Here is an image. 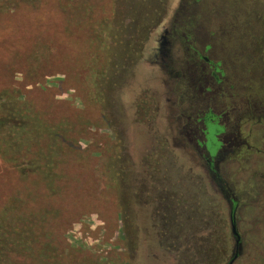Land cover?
I'll list each match as a JSON object with an SVG mask.
<instances>
[{
	"label": "rangeland",
	"instance_id": "obj_1",
	"mask_svg": "<svg viewBox=\"0 0 264 264\" xmlns=\"http://www.w3.org/2000/svg\"><path fill=\"white\" fill-rule=\"evenodd\" d=\"M74 1L34 0L32 9L19 0L3 1L2 11L10 13L0 16V90L18 95L15 120L27 126L33 116L36 126L43 125L29 129L39 136L29 143L36 171L22 178L0 162V260L226 263L234 246L229 205L200 168L190 142L176 139L167 112L179 99L181 112L190 113L196 94L188 77L202 74L191 64L200 55L206 69L218 66L222 72V90L209 91L218 105L211 108L230 110L233 120L237 107L245 139L235 158L225 157L220 166L238 204L241 252L234 264H264V0H152L148 17L156 11L150 23L157 26L147 33L137 61L117 68L115 92L104 101L98 96L103 103L95 97V83L105 61L99 43L104 20L112 19L113 9L125 13L119 23L136 41L133 27L149 18L143 19L146 11L134 0ZM165 32L177 78L161 67ZM39 40L46 49L40 59L45 71L26 58ZM6 101L10 107L3 115L12 119L15 102ZM60 121L70 140L58 144L48 134Z\"/></svg>",
	"mask_w": 264,
	"mask_h": 264
},
{
	"label": "trees",
	"instance_id": "obj_2",
	"mask_svg": "<svg viewBox=\"0 0 264 264\" xmlns=\"http://www.w3.org/2000/svg\"><path fill=\"white\" fill-rule=\"evenodd\" d=\"M3 1L4 0H0V16L4 14L7 15L8 13H10L9 10L2 11L1 8L4 7ZM19 1L22 2L24 6H29V9L33 8L34 0H19ZM76 1L77 0H75L74 2ZM133 2H134V5H136L135 7L137 8L142 7L141 11L147 12V13L145 12V14L143 15V16H146V17H143V19H148L149 18L148 14L150 13V11H153V8H152L153 1L152 0H134ZM75 7H80V5L77 4V6ZM113 10H114L113 12L114 14H113L112 19H110V21L104 20L103 26L105 27L104 28L105 31L102 32V41H101V38H99V43L104 46L103 48L105 52V61L103 62V70L100 73V75L97 77V80L95 83L96 85L95 97L99 99L100 102H102L101 99L99 98L100 96L103 97V101H104V99L107 100V97L109 95H112L113 92H115V89L117 86V82L115 80L116 74L118 72L117 68L118 67L120 68L121 65L129 61H132L134 57L136 58L140 56L142 49L144 47V40L146 39L147 33L150 32V30H152L151 27L153 28L156 23L155 21H152L150 23L151 21L150 18H152L153 16H156V13H157L156 11L153 12L152 16L147 21L137 20V23L135 24L136 21H134V19L138 17L131 19V22H134L135 24V28L133 27V30L135 29L134 31H137L138 33L137 40L133 41L131 39L132 36L129 35L130 37L129 38L127 37L126 27L124 25H121V23H119V21L121 20V16H124L125 13L118 12L115 9ZM77 12L78 11H76V13ZM137 12L138 11H136L135 13ZM79 13L83 14V12L81 11V8H80ZM155 26H157V24ZM93 27H95V25ZM95 30L96 28H94V31L91 30V33L93 32L92 34L96 35L97 33L95 32ZM104 44H106V46ZM45 52H46V49L44 47V42L42 40H39L38 42H36L35 47L32 48L31 53H29L31 55L26 56L27 61L29 63H32V65L35 64V66L37 67L36 69L39 68L42 71H45V69L43 68L44 64L42 63L43 64L42 66L41 61H40V59L44 57ZM54 52L56 53V55L58 54L61 55L58 48H54ZM135 60L137 61V58ZM8 99H12L15 102L12 110H10V114L13 116L12 119H10L6 114L3 115V112H7L10 107L8 101H6ZM17 100H18V95L16 96L14 94L9 93V91L6 88H3L0 90V162L4 166H12L20 177L25 178L27 177V175L33 173L34 170L35 171L37 170L36 163H35L36 160L34 161L33 159L28 158V155L30 156V153H29L30 148H32L33 146V144H29V143H31L33 139L38 140L39 136L34 130L30 131L29 129H35V128L37 129L39 124H40L39 129H42L43 124L42 122L39 124L37 123V126H36L35 120L32 119L34 118L33 116L30 117V120L27 122V126H24L21 120H15L16 118L15 116L18 115L17 112H14V110L18 107V104H19V101ZM64 123H65L64 121H60L56 126L58 130L53 129V131L51 133L49 132L48 134L51 140L52 141L54 140L58 144H60V142L62 143L68 142L70 140V136H69L67 129L66 130L62 129V125H64ZM56 127L55 129H57ZM50 134L52 135V137ZM21 139L25 141L27 145V146L25 145L23 150H22L23 143ZM25 150L26 152H28V154L23 157L21 154H23V151ZM104 164H105L104 166L106 167L104 175L108 179L109 176H111L112 171H110V169L107 168L108 166L107 160L104 162ZM49 175L50 173H46L44 175V180L47 183L49 182V179H50ZM214 176H215L214 182L218 190L220 191V193L222 192L224 196L229 200L230 192L226 190L223 181L217 176V174H215ZM3 216L4 214L1 215L0 221L3 218ZM163 220L165 219L163 218ZM231 237L233 241L235 242V239H236L235 236L231 234ZM175 238H179V235L177 234ZM199 248L200 247L197 246V244L195 243L194 250L197 251ZM238 248L239 250L241 248L240 240L238 243ZM200 252H202V250L197 251V253H200ZM18 262L13 259H5L4 261L0 260V264H26L20 261Z\"/></svg>",
	"mask_w": 264,
	"mask_h": 264
},
{
	"label": "flooded vegetation",
	"instance_id": "obj_3",
	"mask_svg": "<svg viewBox=\"0 0 264 264\" xmlns=\"http://www.w3.org/2000/svg\"><path fill=\"white\" fill-rule=\"evenodd\" d=\"M171 47L172 45L169 41V35L167 32H165L164 36L162 37V43L160 44L161 60L164 62V64H161V67L166 69L167 73L170 75V78H177L179 77V74L173 72L171 69L170 54L172 50L169 49ZM196 56V62H191V64L193 66L197 65L203 72L200 74V72L197 73L195 71L196 73H192V76L190 75L188 77L189 81L192 80L194 82L193 88L196 94L191 99V111L188 114L181 112L182 107L181 104L178 103L179 99L176 100V102L173 101L171 112L167 111L171 114V116H169L171 119L170 129H175L177 134L176 139L180 142V136L190 142L201 161L200 168L207 175L212 185L217 188L214 182V175L217 174V176L223 181L226 190L230 192L229 200L222 192L221 195L229 205V221L231 232L232 221L236 226V210L238 204L232 195L231 188L228 186L220 172V166L222 164L221 162L225 160V157L226 159L227 157L229 159H234L239 149L245 145V139L242 137L238 125V122H241V115L239 116V113L236 112L238 108L235 107L232 120L229 114V112H231L230 110H218V112H216L211 108L213 106L218 107L216 100H214L215 97L210 95V92L214 91L215 89L222 90V83L220 81L222 72L218 66L212 67V70L209 71L204 67V64L207 63L206 58L200 55ZM202 99H205V103L201 104ZM168 101L169 99L165 98V103H168ZM213 125H215V128L211 129ZM234 251L235 246L225 264H228L234 254ZM238 251L239 257L241 248ZM237 258L234 260V262L237 260ZM234 262L232 264H234Z\"/></svg>",
	"mask_w": 264,
	"mask_h": 264
},
{
	"label": "water",
	"instance_id": "obj_4",
	"mask_svg": "<svg viewBox=\"0 0 264 264\" xmlns=\"http://www.w3.org/2000/svg\"><path fill=\"white\" fill-rule=\"evenodd\" d=\"M231 233L236 238L235 239V251H234V254H233L232 258L228 262V264H232L234 262V260L239 255L238 243H239L240 237H239V234L237 233V229H236L235 223L233 221L231 222Z\"/></svg>",
	"mask_w": 264,
	"mask_h": 264
}]
</instances>
